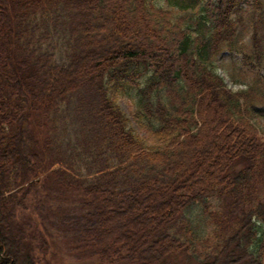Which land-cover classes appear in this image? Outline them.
Masks as SVG:
<instances>
[{
	"label": "trees",
	"instance_id": "16d2710c",
	"mask_svg": "<svg viewBox=\"0 0 264 264\" xmlns=\"http://www.w3.org/2000/svg\"><path fill=\"white\" fill-rule=\"evenodd\" d=\"M125 1L0 0V264H51L53 240L79 263L264 264L253 89L229 90L216 66L225 49L263 66L264 0H130L141 41L131 26L103 38L128 17L93 24L90 8ZM135 213L144 236L111 228Z\"/></svg>",
	"mask_w": 264,
	"mask_h": 264
},
{
	"label": "rangeland",
	"instance_id": "374dc122",
	"mask_svg": "<svg viewBox=\"0 0 264 264\" xmlns=\"http://www.w3.org/2000/svg\"><path fill=\"white\" fill-rule=\"evenodd\" d=\"M246 8V7H244ZM90 19L93 22V24H99L104 23L108 21L107 19H112L115 15H121L128 17V24H124L121 22H118L117 25L112 28L110 31L104 34L103 38H108L112 34L115 36L118 34L119 29H123L126 26H131L134 30V33L132 35L133 41H141V35H142V29H143V18L138 16V14L135 12L134 4L132 1L127 0L123 4H117L114 3L112 6L108 7L105 6L102 2L99 3L98 8L92 6L90 8ZM245 32L243 33V38L246 37V43L249 47L247 51V55H250L252 52V44H251V34L253 32L252 28L254 25H249L248 20H245L243 22ZM97 34V28H93L92 30H88L87 35L89 37H94V35ZM150 34V33H149ZM147 34V39L145 40L147 44L150 43V37ZM261 34L264 36V31L261 32ZM264 44V39H263ZM101 49H105L103 43H98L96 45V50L99 51ZM217 65L219 67L220 74L226 79V82L230 89L232 90H238V86L234 84V81L240 80V83L243 84V88H249L252 86V79L256 75V72L252 67L247 66L244 64L243 61V55L241 53H223V55L218 59ZM263 72V71H262ZM264 73V72H263ZM141 82H144V78L141 80ZM260 90L264 92V83L261 82L259 89L257 90V93H260ZM264 95V93H263ZM79 98L80 102L83 106V108L88 107L92 108L96 106V101L93 95V92L91 91V86L88 81L84 82L82 85L81 90L79 91ZM136 102L137 97L135 96V93L122 95L119 98V104L121 105L124 113L127 116H131L133 111L136 109ZM255 105V114H258V122L260 124V128L262 132H264V97H257L254 100ZM102 123H97L96 128H101ZM143 135L144 133L141 132ZM203 147V146H202ZM205 147V146H204ZM202 148L201 150H203ZM201 161V160H200ZM213 159H210L208 161V166L203 165L202 169L200 171H196V176L199 179H202L203 176H205L208 172H212V164ZM57 168V167H56ZM137 217V214H132L130 217L123 219L121 221H117L112 229L116 228H123L125 229L130 235L140 237L145 235L146 229H144L141 224L145 217L141 216L139 217V225H137L136 229H131L130 226H135V223H133V220ZM110 227H106L104 230H109ZM137 233V234H136ZM62 243L52 242V254H50L49 259L51 264H93V262H75L72 260V258L66 253L65 249L61 246ZM72 260V261H71Z\"/></svg>",
	"mask_w": 264,
	"mask_h": 264
}]
</instances>
